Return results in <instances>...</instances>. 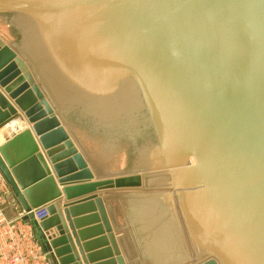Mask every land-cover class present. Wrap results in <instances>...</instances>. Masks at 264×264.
<instances>
[{
    "label": "water",
    "instance_id": "1",
    "mask_svg": "<svg viewBox=\"0 0 264 264\" xmlns=\"http://www.w3.org/2000/svg\"><path fill=\"white\" fill-rule=\"evenodd\" d=\"M0 17V129L29 126L0 143V171L49 264H78L56 202L66 183L91 193L70 212L98 237L86 249L110 247L105 264H127L97 193L113 189L127 225L167 207L176 219L180 202L169 264H264V0H0ZM129 106L155 139L97 179L61 110L115 129L137 122ZM167 221L145 243L175 249Z\"/></svg>",
    "mask_w": 264,
    "mask_h": 264
},
{
    "label": "crops",
    "instance_id": "2",
    "mask_svg": "<svg viewBox=\"0 0 264 264\" xmlns=\"http://www.w3.org/2000/svg\"><path fill=\"white\" fill-rule=\"evenodd\" d=\"M20 118V117H19ZM23 121L24 125H26L24 128L29 127L28 122L25 118L21 117L20 119ZM12 128V129H11ZM22 128V129H24ZM15 128L11 127L10 125H7L5 128L0 129V136L2 137L3 141L7 139L8 137L12 136ZM13 131V132H12ZM15 131H18L17 129ZM21 131V130H20ZM43 152V150L41 149ZM87 153V152H86ZM88 155V153H87ZM89 160H90V165L93 168V171L95 172L96 178L101 179L105 176H107L106 169H102L99 164H96L88 155ZM46 158V157H45ZM47 163L51 167V164L49 160L47 159ZM52 169V167H51ZM57 181V178H55ZM58 184V183H57ZM71 183H66V184H58L59 189L61 190V195L58 199H56V202L59 203V209L60 210H65L69 209V218L70 221L72 222V226H70V222L66 218L65 212H63V217L65 218L66 226H67V232L66 235L69 236V244L73 247V252L71 254H74L77 256L78 261L76 263L78 264H105L106 262H110L111 260H114V256L108 257L104 256L103 252L107 250L110 247H104L101 245H91V248L86 249L84 244L85 242H93L96 238L94 235H87L84 238L78 233L79 229L77 228V225L74 222V217L70 212V206L74 204L75 202L82 200L86 198L91 193H84L85 190H73V191H68L65 192V188H68ZM115 190H122V189H113V190H99L97 191L98 194L101 196L105 197V205L107 207V212L109 214V217L111 219V223L113 225V229L115 231V235L117 237L119 247L121 249L122 255L125 257L126 263L127 264H169V262L166 257H161V260L159 261L157 258L154 257L153 251L154 248L156 250H159L161 253L164 252L162 251L165 250L166 253L168 254H174L175 260L172 261H178L179 258H182V251H181V246L179 243V233L178 231V216L176 215V219L172 215H166L164 216L166 225H170V232L168 234V238L170 240H173L175 243H170L173 246H175V249H169L167 246V240L166 242L161 241L162 237L157 235V233L154 234V229H157L159 226H161V218L157 219L158 215L155 216H148L144 219H141L133 224L127 225L125 216L123 214L119 199L117 197L116 191ZM12 197V196H11ZM15 200L17 203V200L12 197L11 201ZM16 205V204H15ZM10 210L7 211V215L9 217H13L15 215L14 212L10 214ZM162 212V211H159ZM88 216V214L81 215V218H84ZM161 217V215L159 216ZM170 217V218H168ZM170 219V221H169ZM156 222V223H155ZM171 222V223H170ZM82 229L85 230L86 228H90L91 226L88 225L87 222L81 223ZM159 225V226H157ZM89 226V227H87ZM147 226H150L152 229V233L154 234L153 239H148V241L145 243L143 240L145 235H142L144 230L147 228ZM180 227V226H179ZM156 231V230H155ZM181 234V233H180ZM83 239H86L85 241ZM157 239V240H156ZM152 240V241H151ZM178 245L180 249L178 250ZM167 246V248H165ZM158 247V248H157ZM93 256L94 260L91 259L89 256ZM103 255V256H102ZM180 260V259H179ZM116 264V263H113Z\"/></svg>",
    "mask_w": 264,
    "mask_h": 264
},
{
    "label": "rangeland",
    "instance_id": "3",
    "mask_svg": "<svg viewBox=\"0 0 264 264\" xmlns=\"http://www.w3.org/2000/svg\"><path fill=\"white\" fill-rule=\"evenodd\" d=\"M9 21L10 17H0V23H5ZM67 108L68 107L61 110L66 119L65 121L67 125L77 138V141L80 143L81 147L84 148L90 158L96 164H99L102 169L108 168L113 172L127 171L131 167L132 161L134 159L133 151L135 150V147L137 145L147 143L148 141L155 139V136L153 134V128L149 126L147 122H138L139 117L143 118V115L145 114V109H142L140 111H132L133 107L129 108L130 110L127 109L128 111L132 112L131 114L133 115V120H137V122L134 123V126L130 125V121L124 116H122V118L120 119L122 120L121 124L117 126V128L104 129L102 127H99L93 119L85 117L80 112H77L74 109L71 111H66ZM127 124L130 127L128 126V128H126ZM11 195L13 196L12 193ZM178 205L179 202L177 203V210ZM8 210H10V214H12L11 202L5 208L6 213ZM161 211H163L166 215H171L173 213L169 207ZM177 216L180 220L179 214H177ZM189 249L190 254L192 256V248L189 247ZM152 251L154 257L160 261V251L156 250L155 248Z\"/></svg>",
    "mask_w": 264,
    "mask_h": 264
},
{
    "label": "built area",
    "instance_id": "4",
    "mask_svg": "<svg viewBox=\"0 0 264 264\" xmlns=\"http://www.w3.org/2000/svg\"><path fill=\"white\" fill-rule=\"evenodd\" d=\"M11 193L0 171V264H49L33 226L23 220V212L15 200L11 201ZM10 202L15 213L13 217L5 211ZM32 212L38 221L48 216L45 206L32 209Z\"/></svg>",
    "mask_w": 264,
    "mask_h": 264
},
{
    "label": "bare ground",
    "instance_id": "5",
    "mask_svg": "<svg viewBox=\"0 0 264 264\" xmlns=\"http://www.w3.org/2000/svg\"><path fill=\"white\" fill-rule=\"evenodd\" d=\"M129 107H132V106H129ZM28 124V123H27ZM11 127H13V128H15V130L17 129L18 131H20V130H22V128H24L26 125H24V123H23V121H21V120H16V121H13V122H11L10 124H9ZM5 128V127H4ZM12 129V128H11ZM14 130V132H17V131H15ZM13 132V131H12ZM2 141H3V139H2V137L0 136V143H2ZM179 204H180V202H179ZM174 206H175V211H176V215L178 214V210H177V203L176 204H174ZM158 214H160V215H165V213L162 211V213L161 212H157V213H155V214H153L152 216H155L156 217V215H158ZM159 218H161L162 220L164 219L163 217H158V219ZM161 224V223H160ZM157 226H159V225H157ZM153 228V227H152ZM152 241V240H151Z\"/></svg>",
    "mask_w": 264,
    "mask_h": 264
}]
</instances>
